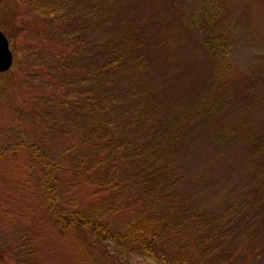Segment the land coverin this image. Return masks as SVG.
Instances as JSON below:
<instances>
[{
	"label": "trees",
	"instance_id": "1",
	"mask_svg": "<svg viewBox=\"0 0 264 264\" xmlns=\"http://www.w3.org/2000/svg\"><path fill=\"white\" fill-rule=\"evenodd\" d=\"M113 1L0 0L3 22L14 21L22 9L20 16L25 18L23 25L27 22L26 35L30 38L42 37L48 41L58 38L64 43L72 34L70 50L65 53L70 59L64 58L59 80L49 87L58 90V94L52 96L54 105L73 112L71 118L66 119L69 125L66 129L76 130L80 137L75 142L74 167L80 178L97 187L94 193L100 195L98 202L88 207L60 205L53 195L55 185L51 184L52 171L55 165L58 167V160L50 159L47 153H39L35 148L41 163L49 166L44 182L45 198L57 228L66 231L74 226L84 227L94 235L97 243L112 251L123 264H132L128 259L131 252L149 257L158 264H220L216 254L224 248L218 246L224 245L223 235L237 241L234 247L238 251L245 242L242 239L252 231L259 233L262 243L259 251L264 250V111L260 126L237 119L245 128L241 134L242 146L247 152L245 156H250L247 162L243 159L238 166L244 168L242 174L249 180L245 191L230 198L224 207L219 201L213 202L219 204L216 212L206 208L190 209L187 207L194 201L188 202L187 191L179 179L183 178L182 166L201 152L197 146L186 149L190 141L197 144L190 137L194 135L190 129L198 120L210 118L212 114L218 117L219 109L223 107L230 109L232 117L235 113L239 115L233 100L224 98L225 81H229L231 74L228 54L235 38L238 39L240 34L249 35L250 24L255 20L250 5L253 0H244L237 15L231 4L238 0H126L135 7L129 15L139 16L128 20L127 24L125 21L126 26L119 34L102 28V25L110 24L107 17L110 8L107 7H113ZM79 4L85 9L78 11ZM35 20L40 24H34ZM143 23L151 26L150 31H140L139 26ZM93 25L96 26L94 32L89 30ZM165 29L175 37L174 42H179L177 48L182 56L193 57L185 61L183 72L189 77L186 85L194 87L195 82L204 79L202 72H208L205 80L209 83V98L213 99L209 103L203 104L205 99L197 95L189 108L180 107L174 114L165 110V76L167 71H170L169 75L178 76L176 59L165 69L162 58L164 64L160 65L159 74L150 59L153 48L158 54L164 51ZM6 32L9 38L14 34L8 29ZM125 40L127 46L122 44ZM142 40L152 46H144ZM133 47L135 49L131 50ZM32 53L29 50L23 56H33ZM78 53H82L84 61L73 64L72 58ZM18 59L16 56L15 61ZM262 61L261 69H264ZM10 66L4 71L10 72ZM143 70L152 77L149 84L153 89L147 88L145 78L140 75L139 71ZM189 74L193 75V80ZM244 75L251 80L241 83L237 89L244 97L230 91L229 96L245 99L256 87L264 110V76ZM245 101L249 102L248 99ZM167 105L171 106V103ZM216 119L211 129L220 143L226 133L221 129L215 131ZM17 143L25 144V141ZM13 147L2 151H12ZM253 159L259 164L251 165ZM118 193L128 195L127 204L133 208V215L123 230L111 226L103 212H99L100 206L108 203L109 197H117ZM186 228L191 229L190 232L186 233ZM214 239L219 243H212ZM167 242L171 246L169 250H165ZM255 247L247 248L246 253L253 256ZM226 256L225 251L224 258Z\"/></svg>",
	"mask_w": 264,
	"mask_h": 264
},
{
	"label": "rangeland",
	"instance_id": "2",
	"mask_svg": "<svg viewBox=\"0 0 264 264\" xmlns=\"http://www.w3.org/2000/svg\"><path fill=\"white\" fill-rule=\"evenodd\" d=\"M243 1H233L231 4L236 15L242 9ZM261 2L264 3V0L251 2L255 20L250 24L249 35L240 34L238 39L235 38L228 54L231 74L229 81H225L224 98L233 100L234 108L238 110L239 115L235 113L232 117L230 109L223 107L219 109L218 117L212 114L210 118H201L198 120L199 123L190 129L194 135L199 132L200 134L190 136L197 144L193 145V141H190L186 149L197 146L201 152L196 153L197 159L193 156L181 168L183 178H179L180 185L187 191L188 202L194 201V204L187 208L197 210L206 208L208 211L216 212L219 204L213 202L219 201L224 207L230 198L247 189L249 180L242 174L244 168L238 166L243 159L247 162L250 156H245L247 152L241 141V134L245 128L238 120L260 126L263 123L264 110L259 102V91L256 87L250 90L251 96H246L248 103L245 99L229 96V91L244 97L242 92L237 91L241 83L251 82L244 73H251L252 77L264 76V69H261V61L264 60V5H261ZM108 8L110 11L107 17L110 24L104 27L102 25V28L117 34L121 33L128 20L139 16L129 15L135 7L130 6L126 0H114L113 7L111 5ZM82 9H85L83 4L77 5L78 11ZM19 11V16L9 23L3 22L0 16V29L6 35L7 29L14 33L11 38L7 36L12 50V70L0 71V264H123L114 257L112 251L97 243L94 235L84 227L74 226L66 231H60L49 209L44 184L49 166L41 163L36 156L35 148L39 153H47L50 159L58 160V167L55 165L52 171L54 177L51 184L55 185L56 192L52 194L55 199L58 198L60 205L70 208L88 207L98 202L100 193H94L97 187L80 178L79 171L74 167L75 142L79 141L80 137L76 130L66 129L69 126L66 119H70L73 112L63 111L54 105L52 96L57 95L58 90L49 87L59 80L61 76L59 73L65 64L63 61L66 58L70 59L65 57V53L70 50L72 41L69 38L72 34L70 33L64 43L58 38L49 41L42 37L30 38L26 35L27 22L23 25L25 18L20 16L22 9ZM34 24L38 25L40 21L35 20ZM142 25L139 26L140 31H150L151 26ZM89 30L94 32L96 26L93 25ZM174 40L175 37L170 36L165 29L164 51L158 54L156 48L152 47L150 57L157 74L161 70L160 65L164 64L161 62L162 58L165 60V69L171 60L176 59L178 76L169 75L170 71H167L165 76V110L171 114L183 106L188 108L192 106L197 95L205 99L203 104L213 100L209 98V83L207 84L205 80L208 72H202L204 79L195 82L194 87L186 85L189 77L183 72L185 61L193 57L182 56L177 48L179 42ZM126 41L122 43L124 46H127ZM142 44L152 46L146 40H142ZM134 49L133 47L131 50ZM29 50L33 52V56H23V53ZM178 54L183 58L176 56ZM16 56L19 57L17 61ZM75 56L76 58H72L73 64L79 65V61H84L81 58L82 53ZM69 64L71 65V62ZM139 73L145 78L147 88L153 89L149 84L152 77H149L148 72L143 70ZM189 76L193 80V75ZM168 103H171V106H168ZM242 108L247 110L243 111ZM219 117L222 119L221 122L216 119ZM215 119L218 124L215 131L219 132L221 129L226 133L220 143L212 130ZM194 120L193 117L192 122ZM20 140L25 141V144H18ZM26 144L32 148H28ZM11 146H14L12 151H2ZM218 151L222 153L219 155ZM255 163L259 164L257 159H253L251 165ZM128 199V195L125 197L118 193L117 197L115 195L109 197L108 203L99 208V212H103L102 215L111 226L119 230H123L126 221L133 215V208L127 204ZM205 215L207 217L208 213ZM189 230L186 228L185 232H190ZM258 234L252 231L251 235H245L246 237L242 239L245 242L240 245L238 251L234 247L237 241L230 240L226 234L223 235L224 245L220 243L218 246L224 248L216 254L217 261H221L220 264H264V250L259 251L262 243ZM216 242L219 243V240L212 241ZM254 246L256 247L253 256H249L246 250ZM170 248L169 243H165V250ZM225 251L227 256L224 258ZM255 252L257 254H254ZM128 259L132 264H158L149 257L132 252L128 254Z\"/></svg>",
	"mask_w": 264,
	"mask_h": 264
},
{
	"label": "water",
	"instance_id": "3",
	"mask_svg": "<svg viewBox=\"0 0 264 264\" xmlns=\"http://www.w3.org/2000/svg\"><path fill=\"white\" fill-rule=\"evenodd\" d=\"M12 62V51L6 34L0 29V71L6 70Z\"/></svg>",
	"mask_w": 264,
	"mask_h": 264
}]
</instances>
